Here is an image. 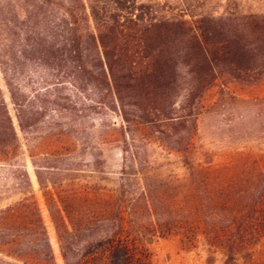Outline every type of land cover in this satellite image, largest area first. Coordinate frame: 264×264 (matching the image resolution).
<instances>
[{"label": "rangeland", "instance_id": "374dc122", "mask_svg": "<svg viewBox=\"0 0 264 264\" xmlns=\"http://www.w3.org/2000/svg\"><path fill=\"white\" fill-rule=\"evenodd\" d=\"M187 1L173 2L175 13L187 8L215 18L264 14V0ZM16 2L0 0L5 6ZM10 67H19L10 74L15 85L42 93L35 99L42 114L20 129L0 70L19 138L10 152L0 151V264H66L62 245L72 248L69 260L77 261L88 242L117 225V216L96 219L113 203L129 213L125 225L148 248L149 264L224 263L222 253L208 261L202 241L193 244L154 227L170 226L173 218L166 207L173 197L196 195L203 210L208 189L219 191L231 182L235 196L264 194V75L256 81L223 76L204 91L184 130L188 150L181 153L152 127L123 129L119 113L97 103L91 85L79 91L71 75L23 60ZM106 101L111 103L109 97ZM208 166L216 169L209 180L203 170ZM142 185L151 189L153 210L144 204L133 213L136 196L128 191L139 194ZM82 221H94L98 234L74 233Z\"/></svg>", "mask_w": 264, "mask_h": 264}, {"label": "trees", "instance_id": "16d2710c", "mask_svg": "<svg viewBox=\"0 0 264 264\" xmlns=\"http://www.w3.org/2000/svg\"><path fill=\"white\" fill-rule=\"evenodd\" d=\"M186 1L18 0L0 4V70L6 76L20 129L42 114L35 105L42 93L33 92L29 85H15L10 77L19 68L10 66L23 60V64L71 75L79 91L91 85L96 102L119 113L123 129L147 125L172 149L187 152L190 140L184 130L201 94L223 76L256 81L264 75V14L215 18L194 15L187 8L175 13L173 2L186 5ZM18 139L0 84V151L10 152ZM203 170L208 180L216 172L211 166ZM233 186L231 182L219 191L208 189L203 210L196 195L173 197L166 207L173 218L170 226L154 227V231L182 235L193 244L202 241L208 261L222 253L223 264H264V194L235 196ZM148 192L147 185H142L139 194L128 191L136 196L130 206L133 213L144 204L153 210ZM96 214V219L100 215L116 220L117 216L118 223L88 242L77 261L69 260L72 248L62 245L66 264H149L148 248L137 243L125 225L129 213L113 203ZM27 222V217L21 218V223ZM97 227L94 221H82L74 233L95 235Z\"/></svg>", "mask_w": 264, "mask_h": 264}]
</instances>
